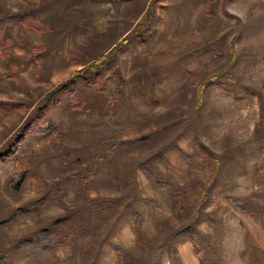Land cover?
Listing matches in <instances>:
<instances>
[{"label":"rangeland","instance_id":"obj_1","mask_svg":"<svg viewBox=\"0 0 264 264\" xmlns=\"http://www.w3.org/2000/svg\"><path fill=\"white\" fill-rule=\"evenodd\" d=\"M150 2L0 0V12L21 11L47 28L15 23L11 35L16 40L24 31L42 47L26 50L13 44L5 48L8 56H0L1 72L23 66L18 72L21 82L0 78V98L29 102L0 118V148L46 91L119 42L141 21ZM155 7L150 31L134 37L120 52L117 67L130 91H124L123 82L116 84L113 67L105 71L103 82L114 93L120 91L112 110L109 95L79 80L74 100L66 93L59 105L51 106L57 133L23 129L0 156L5 202L0 204V252L9 256V264H36L18 246L19 240L60 217L64 219L57 224L59 232L77 234L79 264H120L111 241L133 253V264H171L169 237L184 264H202L190 234L177 231L184 218L175 211L172 198L157 189L140 166L126 171L130 155L153 156L164 176L188 184L190 200L202 185H209L210 199L203 209L213 221L203 215L198 220L213 242L207 259L216 264H264L261 216L236 209L227 198L264 199V0H158ZM33 52L42 55L30 58ZM227 67L229 85L210 80ZM148 75L154 79L156 103H147L137 91L140 78L151 83ZM190 123L219 157L214 179L175 148L163 147L179 134L178 143L194 153L184 129ZM16 154L25 157L30 173L20 185L12 179ZM107 170L115 180L106 178ZM80 171L87 178L82 190L75 184ZM31 174L43 180L41 190ZM130 200L141 214L144 243L137 241L124 208ZM19 206L35 211L7 220ZM63 255L56 244L54 254L38 258L39 264H59L57 257Z\"/></svg>","mask_w":264,"mask_h":264},{"label":"trees","instance_id":"obj_2","mask_svg":"<svg viewBox=\"0 0 264 264\" xmlns=\"http://www.w3.org/2000/svg\"><path fill=\"white\" fill-rule=\"evenodd\" d=\"M157 2L158 0H151L148 8L143 14L141 21L138 22L136 26L129 30L124 36H122L119 42L114 44L107 52H104L101 55L93 58L88 63L83 64L82 67L76 70L69 78L62 82H59L53 88L46 91L39 98V100L36 101L27 118L16 129L15 133H13L14 136L11 135V138H8L7 142L0 148V156L3 154V151L9 145L11 140H13L16 136L21 135L23 129H27L31 132L40 134L57 133L59 131V127L53 121V118L51 116V106L59 105L62 101L63 95L66 93H68L71 99L74 100V88L78 84L79 80L84 81L86 84L97 85L101 91L109 95V108L112 110L115 106L116 97L120 94V91L114 93L113 89L105 82H103L105 71L108 68L113 67L112 72L117 76L116 84L120 85L121 82H123L124 91H126V93L130 91V86L127 80L124 79L121 71L117 67L118 62L120 61V52L122 48L134 37L141 38L143 33L150 31L151 24L155 17V6ZM238 21H240L239 18ZM15 23H20L25 26H31L35 29H47L40 24L32 21L31 19L25 17L24 13H22L21 11L8 9L2 10L0 12L1 57H6L9 55V53L6 52L5 48L13 44H17L20 47L25 48L26 50H31L33 47H42L41 44H36L24 31H21L22 38L16 40L11 35V30ZM41 55V52H33L30 55V58H40ZM233 57H235V52L233 53ZM21 67L23 66L21 65ZM21 67L13 65L12 69L9 71H0V78H9L21 82L22 76L18 74V72L22 70ZM230 72L231 67H227L221 74H212L210 76V80L215 83L227 86L229 85V81H231L232 79ZM145 78H149L148 80L151 83L146 84L145 79L140 78L138 80L137 91L143 96L147 103H156L157 99L154 98L152 86L154 79L150 75ZM25 104H29V102L0 98V118L4 114L15 111L18 107ZM129 106L131 108L133 107L131 102H129ZM184 129L187 130L191 136L193 145L195 147L194 153L187 152L178 143L179 134H175L170 140L165 142L163 144V147L170 146L175 148L188 161L202 167L207 178H209L210 180L214 179L219 164L218 155L213 152L207 144L204 143L199 135L198 127L196 126V124L190 123ZM64 154L69 155L67 153ZM15 158L17 168L13 174L12 179L14 185H20L27 178V176L30 175V173L25 157L18 156L16 154ZM135 166H140L150 177L153 185L172 198V204L175 211L182 218H184V221L178 226L177 231L178 233L181 232L190 234L192 243L202 264H216L206 257L207 249L213 244L211 235L207 232L202 231L198 226V220L200 219L201 215H203L208 221H213L210 212L203 209L204 204L207 202V200L210 199L209 185H202L195 198L190 200L188 194V184H183L177 181L176 178L172 175L164 176L159 170V167L153 156L144 157L141 159H137L133 155L128 156L126 159V171L131 173V168ZM82 168L83 167H81V169ZM81 174L83 173L81 172L78 174L79 176H81V179H75V184L78 190H82L83 186L86 183L85 180L87 179ZM106 174L107 179L111 178L112 181L115 180V177L110 174L109 170H107ZM31 175L34 178L35 187L38 190H41L43 180L33 174ZM121 179H125V175L121 176ZM227 198L236 209L245 213L261 216L262 224L264 225V199L262 202H254V200L251 201L250 199L239 196L228 195ZM145 200L148 202H153V199L150 197L145 198ZM0 204L5 206V202L2 200L1 193ZM7 206L8 204H6V207ZM8 208L9 207H7V209ZM124 208L127 210L129 223L131 229L136 235L137 241L139 243H144L145 235L141 227V214L137 204L134 200H130L127 202ZM34 211L35 209L29 206H19L15 209V211L10 212L7 220L16 219L19 215ZM62 219L64 218L60 217L52 222L50 226L39 230L33 236H30L23 240H19L20 243H18V246L25 248L36 264L40 263L38 258H43V256L46 254H54V247L56 246V244H59L64 250V255L57 257L59 264H79L75 257L77 234L74 232H59V227L57 224ZM85 229L86 231L84 232L86 233L88 229ZM166 242L168 244L169 260L171 264H184L180 257L178 248L172 238H167ZM111 246L116 250L120 264H133V262L135 261L134 255L130 250L113 241H111ZM0 264H9V256L4 252H0Z\"/></svg>","mask_w":264,"mask_h":264}]
</instances>
